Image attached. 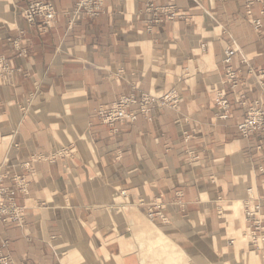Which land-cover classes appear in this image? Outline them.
<instances>
[{
	"label": "crops",
	"instance_id": "0c3cea01",
	"mask_svg": "<svg viewBox=\"0 0 264 264\" xmlns=\"http://www.w3.org/2000/svg\"><path fill=\"white\" fill-rule=\"evenodd\" d=\"M29 1L0 0V56L13 68L0 72V168L22 171L32 153H62L35 163L28 195L16 196L24 224L0 221V254L10 264H264V247L242 238L240 207L250 194L264 217V136L236 129L246 115L238 92L263 110L264 92L240 54L242 83L232 91L221 61L234 43L264 69V30L250 22L264 21V0L251 13L245 0H154L180 14L157 22L144 0H105L93 18L70 13L77 0H44L57 12L46 30L23 18ZM171 87L178 107L150 119L112 130L95 114L122 95ZM213 87L227 94L226 118ZM157 197L166 223L139 204Z\"/></svg>",
	"mask_w": 264,
	"mask_h": 264
},
{
	"label": "built area",
	"instance_id": "2783aa9c",
	"mask_svg": "<svg viewBox=\"0 0 264 264\" xmlns=\"http://www.w3.org/2000/svg\"><path fill=\"white\" fill-rule=\"evenodd\" d=\"M24 1V0H21ZM105 0H77L70 13L77 15L83 13L89 17H97L103 11ZM248 8L247 13H251L250 6L254 2L261 0H245ZM145 10L151 14L154 21H159L162 17L174 19L179 17L176 7L167 3L158 5L154 0H144ZM21 14L30 26H37L41 30H46L52 26L56 19V9L52 3L44 0L29 1L21 9ZM260 14L264 17V5ZM253 29L264 30V21L260 18L250 20ZM18 56L26 53L25 48L15 43ZM240 54V62L248 68V73L256 77L257 83L264 92V69L255 70L249 65V61L241 54L239 48L233 43L225 47L222 51L221 61L224 68L223 84L229 86L232 91H236L242 83V77L238 68L233 65V57ZM13 70L10 61L4 56H0V72L6 74ZM214 103L219 110V117L226 118L230 109V102L223 88L213 87ZM240 104L245 108L246 115L236 125V129L243 136H248L253 132H260L264 136V110L259 101L249 102L244 93L238 92ZM180 102V92L177 88L171 87L161 93L139 90L137 93L122 95L114 102L100 105L96 108L97 118L104 124L115 130L117 123L134 122L137 117L144 116L151 118V112L155 109L169 108L176 109ZM62 152L44 154L35 152L20 163L22 171L6 172L0 168V221L9 222L22 226L25 219V206L16 200L17 194L28 195L30 178L34 173L36 162L46 160L53 161ZM260 172L264 171V164L258 167ZM181 205L182 203L179 202ZM139 204L146 206V216L150 221H161L166 223L168 217L165 214L164 203L160 197L149 203L140 201ZM240 207L244 215L245 228L242 238L251 246L258 250L264 247V217L262 205L259 200L248 194L240 202ZM221 213V211H220ZM5 240L0 242V248L7 247ZM11 258L8 255L0 254V264H10ZM32 264V263H27Z\"/></svg>",
	"mask_w": 264,
	"mask_h": 264
},
{
	"label": "rangeland",
	"instance_id": "374dc122",
	"mask_svg": "<svg viewBox=\"0 0 264 264\" xmlns=\"http://www.w3.org/2000/svg\"><path fill=\"white\" fill-rule=\"evenodd\" d=\"M158 254V253H157ZM166 258V257H165ZM182 260V259H181ZM167 261H169V262H171L172 261V259L170 260V258L167 260Z\"/></svg>",
	"mask_w": 264,
	"mask_h": 264
}]
</instances>
